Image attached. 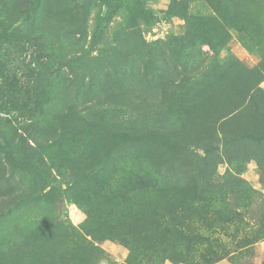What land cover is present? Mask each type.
Returning <instances> with one entry per match:
<instances>
[{"label": "rangeland", "instance_id": "1", "mask_svg": "<svg viewBox=\"0 0 264 264\" xmlns=\"http://www.w3.org/2000/svg\"><path fill=\"white\" fill-rule=\"evenodd\" d=\"M85 1L48 2L33 21L0 0V146H15L0 152V264H99L69 227L106 264H264V0H195L189 23L173 0ZM76 43L81 100L67 93ZM101 119L208 144L211 185L167 179L163 147H124L94 179L117 147Z\"/></svg>", "mask_w": 264, "mask_h": 264}, {"label": "trees", "instance_id": "2", "mask_svg": "<svg viewBox=\"0 0 264 264\" xmlns=\"http://www.w3.org/2000/svg\"><path fill=\"white\" fill-rule=\"evenodd\" d=\"M14 3L19 2L21 7H19V15L22 17V20L30 16V18L33 21H36L38 18H41L42 16V7L47 4L48 2H54L57 0H12ZM60 2H71L75 1L81 2L83 0H58ZM195 0H173L172 5L170 7L169 15L171 17L177 16L176 10L180 7L182 9V17L187 20V23L191 22V18L189 16V8L190 5ZM87 1L82 2L85 4ZM73 17V16H71ZM60 18V15L59 17ZM7 20V19H5ZM20 21L21 25L24 23L23 21ZM105 20V16L100 14L96 18V28L93 34V39L95 40L99 35L100 31L99 28ZM205 19H201V21H204ZM6 26V25H5ZM73 26L77 28L78 33L83 32L84 24L83 21H76L73 23ZM187 36H190V31L187 33ZM199 35H195L192 37L193 39L198 38ZM72 52H69L70 58L67 61L68 67L67 69H70V75H71V83L70 88L68 90V94H74V98L76 100H81L82 95L84 94V87L85 82L87 79V71L88 69L84 66L79 65L78 63L81 60V51L83 48H79L78 44L70 46ZM91 74L93 72H90ZM96 78V76L92 75ZM97 82H99L98 79H96ZM77 81H80L78 83ZM94 86V84L91 83L89 85V90ZM227 118V117H224ZM223 118V119H224ZM230 118H227L226 121ZM96 129L98 132H101L105 136L109 138L111 143L113 145H117V147L110 151L109 154L104 152L103 157L99 160V164L95 166V176L94 179L100 178L102 179L104 177V174L106 172L107 165L109 163V159H112L115 154H118L119 151H121L124 147L125 149L133 151H141V150H148V149H155L156 147L160 148H168V151H164L161 154L160 162L158 170L160 173L164 175L166 173L167 179H173L177 172H186L192 179H196L197 182L202 181L204 183H208L211 185V180H209L207 177H199L201 173L207 174L213 172V169L210 166V163H208L204 158L201 159L199 156V152L203 153L204 156H208L206 151H209L208 144L205 146L204 144L200 142H193L191 140V143L188 141H185V139H182L184 134L181 132H176L175 127H169V128H143L138 125H131L128 126H120L116 122H112V120H104L101 119L100 123L96 126ZM260 137H257L259 139ZM42 138L35 139L34 145L38 146ZM15 148L14 144L11 145L9 141L5 140V144L3 147L0 146V152H5L6 150H12ZM208 148V150H206ZM17 151H15L16 153ZM163 153L166 154L170 160L166 161L163 158ZM174 157L177 158V162L174 160ZM137 168V167H136ZM100 170L101 173L97 176L98 171ZM91 173L90 176L94 174ZM97 172V173H96ZM88 172L85 174L87 177H85V181L90 182V177H88ZM83 178V175H82ZM200 184V183H199ZM201 188L203 186L200 184ZM177 188L178 186H172ZM171 188V187H170ZM209 189V186L206 187ZM51 214H49V223L53 220V218L50 217ZM2 218V215H0V219ZM27 222L23 219H21L15 227V232H20L22 229L27 227ZM59 224V223H58ZM63 224V223H62ZM60 223V225H62ZM32 227H38L37 224L33 225ZM55 228V227H54ZM65 233L70 236V239L78 244L79 251L76 253L78 254V257L86 258L90 254L89 252H93L99 257V264L104 262L106 264L105 257H103V252L99 251L97 248L93 247V244L91 242L87 241L85 238L82 237L81 234L76 232L75 230L71 231V228H66ZM86 236V234H85Z\"/></svg>", "mask_w": 264, "mask_h": 264}]
</instances>
